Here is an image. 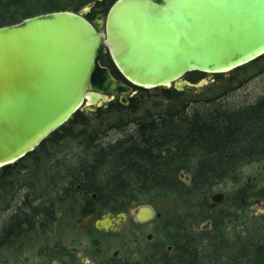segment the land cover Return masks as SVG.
<instances>
[{
    "label": "water",
    "instance_id": "water-1",
    "mask_svg": "<svg viewBox=\"0 0 264 264\" xmlns=\"http://www.w3.org/2000/svg\"><path fill=\"white\" fill-rule=\"evenodd\" d=\"M94 7L0 28V172L106 96L126 107L131 86L190 94L208 80L183 82L188 75L211 79L264 57V0H115L105 22L91 23L83 15ZM106 55L124 82L102 66ZM155 217L143 206L137 219Z\"/></svg>",
    "mask_w": 264,
    "mask_h": 264
},
{
    "label": "trees",
    "instance_id": "trees-1",
    "mask_svg": "<svg viewBox=\"0 0 264 264\" xmlns=\"http://www.w3.org/2000/svg\"><path fill=\"white\" fill-rule=\"evenodd\" d=\"M72 1L0 0V28L42 14L78 12L95 3L87 18L92 21L98 9L106 4L110 10L115 3ZM101 64L123 80L109 56ZM189 76L199 81L205 77L199 73ZM210 97L185 101L189 98L186 93L174 89L163 92L161 111H148L133 121L137 127L133 134L105 149L92 147L90 160L81 165L82 183H76L84 189L82 196L95 195L90 203L102 205L106 211H127L160 199L206 196L222 182L233 180L242 167L263 163L264 99L254 106L234 109ZM126 111L130 109H121L120 113ZM80 117L78 113L71 123L84 124ZM57 136L58 132L53 135ZM182 173L190 175L189 183L182 180ZM253 197L264 199L262 193ZM241 207L238 198L233 209L224 205L210 208L203 201L181 215L170 216V245L175 250L168 264H264V216L248 218L244 236L227 231V222L238 217ZM205 221L211 222V229L195 233L194 228Z\"/></svg>",
    "mask_w": 264,
    "mask_h": 264
},
{
    "label": "flooded vegetation",
    "instance_id": "flooded-vegetation-1",
    "mask_svg": "<svg viewBox=\"0 0 264 264\" xmlns=\"http://www.w3.org/2000/svg\"><path fill=\"white\" fill-rule=\"evenodd\" d=\"M90 13L83 16L87 19ZM90 22L93 23L94 20ZM118 81L124 82V80ZM183 82H188L187 77ZM131 88L132 93L128 96L127 108L141 106L152 99L157 100L163 93H160L162 89L145 90L133 86ZM93 108L95 112H88L84 106V113L81 114L82 120H85L84 124L67 126L64 132L62 128L58 131V135L62 136L72 129L85 126L90 113L94 116L104 114L113 117L119 115L124 106L121 105L119 97L106 96L101 107ZM133 128L137 129L136 125ZM120 141L111 145H117ZM111 145L102 146L96 141L88 142L81 153V161L86 163L90 160L89 153L92 147L105 149ZM26 159L1 170L0 202L5 187L9 186L17 176L29 171V167L22 164ZM186 175L190 178L189 174ZM77 182L82 183V179H71L66 188H54L48 190L49 192L26 189L24 194H21L22 200L20 198L10 206L9 210L12 211L10 219L0 226V264L169 263L175 249L170 245L171 226L167 218L164 219L162 214L149 206L154 210L156 217L148 222H140L137 219L138 212L141 207L148 205L134 206L127 211H106L102 205L90 203L92 199H96L95 195L83 197L84 189L81 185H77ZM242 192L255 191L249 187L240 193ZM257 192H263L264 195V188ZM263 203L264 199L255 201L256 206L264 208ZM219 205L222 203L208 204L210 208ZM241 211L242 208L238 213L241 214ZM194 232L200 231L194 228ZM159 237H163V242L156 244L155 240ZM163 247L171 248L172 253L154 259L153 256L161 252Z\"/></svg>",
    "mask_w": 264,
    "mask_h": 264
},
{
    "label": "rangeland",
    "instance_id": "rangeland-1",
    "mask_svg": "<svg viewBox=\"0 0 264 264\" xmlns=\"http://www.w3.org/2000/svg\"><path fill=\"white\" fill-rule=\"evenodd\" d=\"M68 2H73L68 0ZM105 1L103 0L102 3ZM81 9L78 10V12ZM109 12L107 5L97 10L93 20L98 14L104 15L105 18ZM239 70V69H238ZM192 75V74H190ZM204 79L208 80V84L199 89L193 90L185 101H199L206 97L219 98L218 103L230 106L234 109L248 108L256 105L260 100L264 99V58L240 68L238 72H229L222 75H215L211 79L205 75ZM187 81L192 84H198L200 81L197 77L187 76ZM173 87L162 89V92H170ZM183 92L182 94H185ZM187 94V93H186ZM161 99L149 100L148 103L138 107H129L130 111L119 113L117 116H109L100 114L94 116L89 114V119L86 125L78 129H72L68 134L62 136L51 137L34 153L27 156L22 164L29 167V171L22 176H17L9 186L5 187L3 198L0 202V226L5 221L10 219V206L15 204L21 197V194L26 189L43 190L42 192H49L54 188H66L68 182L73 179L81 177V153L88 142L92 140L100 143L102 146L111 145L125 137L134 133L133 126L137 118L142 117L147 111L160 112ZM127 108V107H126ZM124 107V109H126ZM133 112H136L133 114ZM84 113V108L80 111ZM80 119H82L80 117ZM79 125L78 123L69 122L67 126ZM189 176L182 173V180L189 183ZM81 179V178H80ZM251 187L255 192H242ZM264 188V162L253 163L242 167L233 180L222 182L215 187L206 196H194L188 194L179 200H164L160 199L155 203L142 204L153 207L158 213L163 215L164 219H170L181 215L190 207H197L203 201L211 204V198L217 194L224 196L222 205L229 209L234 207V199L238 198L242 202L243 207L241 214L237 212L236 218L227 222V231L230 235L238 233L244 236L247 231L248 218H260L264 215V208L256 206L257 198L253 197L255 193ZM22 194V195H23ZM244 202V203H243ZM19 204V203H18ZM264 204V203H263ZM239 210V209H238ZM263 213V214H262ZM173 222V221H172ZM209 221L200 223L199 227H195L197 231L211 229ZM163 237L155 240V243H162ZM172 249L164 248L158 254H155L154 259H159L163 254L172 253ZM152 257V258H153Z\"/></svg>",
    "mask_w": 264,
    "mask_h": 264
}]
</instances>
